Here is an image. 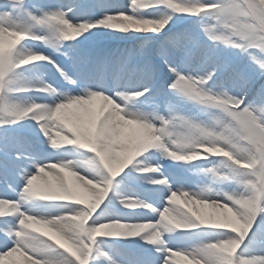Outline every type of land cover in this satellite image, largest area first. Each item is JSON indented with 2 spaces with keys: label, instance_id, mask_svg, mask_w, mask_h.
Returning a JSON list of instances; mask_svg holds the SVG:
<instances>
[{
  "label": "snow or ice",
  "instance_id": "obj_1",
  "mask_svg": "<svg viewBox=\"0 0 264 264\" xmlns=\"http://www.w3.org/2000/svg\"><path fill=\"white\" fill-rule=\"evenodd\" d=\"M111 7L114 9L113 11L105 12L102 17L95 21H81L79 27L68 25L67 31L56 27L51 35L46 37V40L40 41L59 49L58 44L61 39L77 37L85 30L97 25L120 31L135 29L141 32H158L167 26L173 13L199 15L211 11L216 23L202 26L207 38L210 41L222 42L224 45H230L246 53L247 66L238 67L232 64L227 57H221L214 44L211 47L204 45L198 40L186 38L181 32L168 37L167 44L161 45L156 51L159 62L172 74V80L168 84L169 89L200 104L219 109L229 120L235 122L236 128L225 126L229 127L232 134H238L237 128L244 133L242 139L251 145V150L247 151L246 159L242 160L240 164H236L234 163L236 158L234 153L233 159H229L228 155L222 154L226 158L222 162V167L226 169V172L218 174L221 178L238 181L243 185V191L224 193V199L221 200L204 198V192L208 189L202 190L199 194L170 189L169 195L165 198L166 204L158 210V218L155 221L126 222L114 219L90 224L89 218L93 216L98 205L108 193L112 177L121 172V166L114 163L105 165L101 162V157L108 159L112 155L114 143L123 141L128 137L138 136V129L134 125H138L139 129L143 130L146 141H159L161 138L167 137L168 126L175 120H183L189 128H196L204 135L222 136L227 139L223 130L217 132L214 127L195 123L176 113H170L165 117L156 113L149 115L139 112H130L125 115L121 111L117 116L123 117V119H105L101 117L99 120L96 138L99 141L101 155H95L97 159L89 162L90 167L96 171V176L88 178L99 189L103 190L95 204L89 205L88 201L73 189L74 180L72 178L75 179V177L72 172L74 170H70L71 166L65 167L63 161L35 165V172L22 170L19 173L23 176L25 182L17 193V198H0V249H2L0 250V261L13 253H20L27 256L30 264H90V260H98L100 257H104L106 264H122V262L113 259L108 253L102 252L99 247L95 248V256H93L94 244L99 235V237H140L146 243L155 246V251L163 253L160 264H170V255L191 257L192 264H264V255H239L236 251L241 239L245 237L253 225L257 214H264V115H261V113H264V42L257 40L248 46H236L234 43H229L224 31H221V29L226 31L231 28V24L224 25L225 20L235 19L238 16L247 15L249 12L257 18H264V4L260 0H212L211 3H203L200 0H182L181 3H169V0H129L128 8L130 12H126L118 4ZM150 7L155 8L157 11L151 17H148L141 10ZM205 9L207 11H202ZM121 18L136 21V24L123 23ZM67 20L69 19L66 18L65 12L59 9L42 11L40 15H35L30 10L26 0H3L0 3V33H3L4 36L11 33L21 34V38L10 41L7 50L5 48L0 50V126L12 125L31 114L32 118L39 123V127L50 141V144L56 146L61 144L49 134L48 125L41 120V114H46L50 120H57L62 115L66 117L67 114H62V109L77 102L92 103L100 96L99 91L86 90L79 97L67 96L53 106L31 101L19 102L13 99L11 94L27 91L30 88L49 93L56 91L48 83L46 87L33 86L30 81L22 78L21 74L16 71L19 66L30 62L46 60L53 64L64 80L75 83L72 76L50 57L47 59H31L30 57L36 51L31 49L17 50V45L24 40L23 38L34 39V36L38 35L32 31L34 26L52 28L54 25H59ZM152 24L160 27L155 30L141 27V25L150 26ZM134 56H138L139 60L132 63L129 68L128 65ZM196 57H199L201 64L211 62L212 67L203 72L192 73L187 71L191 61ZM24 58H29L27 63L21 62ZM123 64L128 71L137 75L139 81L147 85L140 90L120 92V99L128 103L133 97H139L144 92L150 91L156 77L157 69L151 58L148 42L142 43L138 51L129 50L125 54ZM218 72H225L228 75L231 81L230 88L233 91H229L228 88L224 87L219 91H212L210 88L205 87L207 82L212 80ZM39 81L44 83L43 80ZM37 104L40 105L39 108L36 107ZM33 109H36V111H33ZM153 120L159 121V126L153 123ZM92 121L93 126L97 127L95 115L92 116ZM153 132L158 133V135H150ZM65 142L66 140L63 141V144H66ZM187 142V140H182L176 143ZM86 147L94 148L91 144H87ZM221 147H223L222 144L217 146L215 141H210L207 150L204 147L197 149L200 154L195 158L185 154L175 146H169L168 143L166 146L165 142L155 145L145 143L140 151L144 152L145 148H156L162 150L174 160L192 161L201 157L206 158L209 153H220ZM7 148L8 140L5 137L3 143L0 144V167H7L6 162L9 156ZM20 155L13 153V156L17 159ZM157 168L158 166L156 168L144 167L142 171H152ZM206 171L217 174L215 168ZM38 179L41 181L42 186L40 187L34 185V181ZM3 182L8 188H12V185L7 184L6 180ZM151 182L164 184L166 178ZM178 196L185 198L184 203L191 207H188L186 211L182 208H171V203L177 202ZM33 198L75 202L81 207L66 214L46 218L41 215L30 214L22 208L24 201ZM193 201H215V203H201V206L208 205L213 209L224 210L222 219H204L205 216L201 206L194 208ZM120 203L130 209L137 207L153 208L151 204L132 197L121 198ZM232 215L244 225L242 236L240 229L226 219V217ZM8 217H15V224L10 223ZM65 220H71L74 223V232L54 226L62 224ZM41 223L50 225L54 231L62 233L71 242L66 251L62 250L64 249L63 244L57 247L55 244L29 231V229ZM109 224H112L113 227L109 228ZM197 225L228 230L237 234L238 238L229 236L225 239L200 244L191 250L166 247L162 239V232L173 229H193ZM57 249L59 251H56ZM68 253H71V255ZM131 264H147V261L137 258L133 259Z\"/></svg>",
  "mask_w": 264,
  "mask_h": 264
},
{
  "label": "rangeland",
  "instance_id": "obj_2",
  "mask_svg": "<svg viewBox=\"0 0 264 264\" xmlns=\"http://www.w3.org/2000/svg\"><path fill=\"white\" fill-rule=\"evenodd\" d=\"M2 2L3 0H0V3ZM121 2L126 3L128 7L129 0H121ZM172 2L181 3L182 0H169V3ZM200 2L211 3L212 0H200ZM260 2L264 3V0H260ZM26 3L28 4L30 10L36 14L31 6L34 3H37L40 5V8H42V5L46 6L55 2L54 0H26ZM70 4H74V2H71ZM103 11L107 12L108 9ZM141 11L146 13L148 17H151L157 10L150 7L147 9H142ZM203 11H207V9ZM126 12H130V9L128 8V11ZM199 15L194 13H173L172 19L163 30L158 32L148 31V36L136 38V42L134 43L135 47L132 50L138 51L139 46L147 41L149 51L152 49L154 58L159 61V58L156 56V51L161 45L167 44L168 37L177 32H181L185 36H188V31L191 30L193 35L191 39L198 40L202 44L208 45L210 47L214 44L216 51L221 57H227L229 60L238 59L241 63L239 67H246L248 64L246 53H243L239 49H236L230 45H224L222 42L210 41L203 32L202 26L204 24L216 23L215 17L211 14V11L205 13L203 12L201 16L197 18ZM187 17L196 21L187 26L185 25V23H187ZM98 18L100 17H96L95 20ZM121 22L132 23L133 25L136 24V21H131L126 18H121ZM174 22L181 23H176L177 25L175 26L177 27H175L171 24ZM141 27L155 30L160 26L152 24L150 26L141 25ZM32 31L37 34H41L42 32L47 31V29L41 26H34ZM136 32L137 31L135 29L120 31L111 29L107 26L97 25L91 29L85 30L79 36L70 40L61 39L58 44L59 51H55L52 46L45 44L43 41L34 39H31L33 41L30 43V47L31 49H37V52H41L45 56L50 57L53 61H56L57 65L65 69L62 64L64 63L67 67H69V60L71 59V57H69V51L65 47L66 44H74L78 47L86 49L87 51L95 48H103L101 52V56L103 58V53L111 49L110 45L114 40L113 37H119L121 39L119 47L123 49L126 46L128 37ZM12 39V33L9 35L6 34L5 36L3 33H0V50H3L4 48L7 50ZM23 39L24 40H22L20 44L17 45V50H21L23 48L24 41H27L28 38L25 37ZM63 41L66 42L65 45H63ZM138 60L139 57L134 56L131 64L136 63ZM160 65L162 66L163 64ZM210 67H212L211 62H208L207 64H201L199 57H196L191 61L187 71L192 73L203 72ZM164 68L166 79L164 80L163 86L160 89V93L164 99V103L162 105L163 110L160 112L161 116L167 117L170 113H176L195 123L211 127L214 125V121L218 116L222 117L224 115L219 109L200 104L174 90L169 89L168 84L172 80V74L166 67ZM16 71L20 73L22 78L27 81L43 80L48 84H51L53 88L57 84V82H55V78L57 79L58 71L54 66L47 68V70L42 69V72H39L33 68L28 70L16 69ZM223 73L224 72H218L212 80L207 82L205 87L210 88L212 91H219L222 87L228 88L229 91H233L230 88V79H227ZM114 91L122 92L125 90L114 89ZM11 95L13 99L19 102L31 101L37 103L41 99L39 96L35 97L30 93L24 92ZM47 96L54 104L63 98L56 91L54 93L48 92ZM114 98L118 103H122L125 106L131 105L132 103H125L120 99V97L115 95ZM133 98L136 99V97ZM73 106L74 105L72 104L70 106H66L63 109L65 114H67L65 117L66 121L60 118L57 120H50L46 114H41L45 118L44 121L48 125L49 134L55 137L61 144L56 147H53L50 144L48 138L43 140L40 137L43 132L39 127V124L35 123L36 121L32 118L31 114L12 125L0 126V144H2L4 138L7 137V151L9 153L8 160L6 162L7 167H0V198H17V193L25 182L23 176L19 174L22 171L20 165L26 166L30 162L31 164L37 163V165H40L43 162L45 164H49L60 161H71L74 171L86 176L87 178H91L90 176H96V171L87 163V161L91 159H97L94 153L87 149L81 148L79 145L63 144V141L68 139V136L65 134V132H71L76 136L77 139L87 140L94 148L99 145V141L96 138L98 124L96 123L97 127H94L93 124L88 123L84 112H78V114L75 113V111L81 110L83 108H74ZM33 111H36V109H33ZM152 122L159 126V121L153 120ZM134 127L138 129V136L128 137L123 141L114 143L112 155L108 158V162L110 164L114 163L115 165L121 166V172L115 177H112V183L109 186V191L105 195V197H109L110 201H101L99 204L100 207L105 203V205H109L108 208L116 210L121 214L130 215L132 214L131 211H133V214L130 216L134 217V214L136 213L139 214V216L141 215V219L138 221H155L158 218V210L161 209V207H157L155 209L157 211H150L152 212L151 216L149 213H146L147 211L151 210L150 208L137 207L130 209L122 206L120 199L124 197L134 198L135 196H141L143 194H146L150 197L157 194L166 198L169 195L170 189L184 190L198 194L201 193L202 190L208 189L206 192H204V198L223 200L224 193L243 191V185H241L238 181L228 178H221L218 175L221 172H226V169L222 167V162H224L226 158L223 157L222 154L209 153L206 158L201 157V160L198 163H195V160L198 158L192 161L174 160L173 158L168 157L162 150L156 148H145V151L141 152L140 149L145 143H151L155 145L165 142L167 146V137H163L159 141H146L144 139L143 130L139 129L138 125H134ZM258 131L260 130L258 129ZM37 135L38 142L41 146L40 148L33 144V142H35V137L33 136ZM150 135H158V133L153 132ZM15 139L25 141L29 140L30 143L22 141L20 146H16L17 142ZM245 143L247 142L245 141ZM23 145L25 146L23 147ZM13 153L21 155L15 160ZM143 158L145 159V163L140 161ZM13 161L20 165L15 166ZM125 161H127V163H125ZM156 166H158L156 170L142 171L144 167L156 168ZM123 167L125 168L123 169ZM210 168H215L217 170V174L206 171ZM161 178H166V183L160 184L151 182ZM72 179L74 180L73 189L76 191L78 188H80L81 191L84 186H88V184H84L76 178ZM5 180L7 181V184L12 185L11 189L8 188L3 182ZM34 185L38 187L42 186L41 181H34ZM151 186L154 189H152ZM91 188L92 190L87 194L89 196L87 198H85L83 193L77 191L81 197L88 201L89 205L96 203L98 197L103 191L99 188ZM4 190H11V192L10 194H5L3 193ZM91 197H96V199H91ZM177 199V202L173 203L171 208H182L186 211L188 207H191L190 205H186L184 203L185 198L178 196ZM142 201H145V203L151 204L153 206L152 200L149 197H144V200L142 198ZM165 204L166 203L162 204V208L165 206ZM79 207L81 206L75 202H58L55 200L49 201L36 198L26 200L22 204V208L30 214L41 215L46 218L66 214L72 210L78 209ZM201 208L205 218L211 217L213 220L222 219L224 210L213 209L208 205L201 206ZM91 218H89L90 224L94 222H103L104 220V218H101L97 221H93ZM7 219L10 223L15 224V217H8ZM129 222L136 221L131 220ZM29 231L33 232L35 235L41 236L43 239L48 240L57 247H60V245L63 244L64 249L62 250L65 251L71 244V242L67 240L62 233L54 231L50 225L41 223L29 229ZM229 236L238 238L237 234L231 233L228 230L206 225H197V227L193 229H173L171 231L162 232V239L165 242L166 247L186 250H191L200 244L214 242L218 239H225ZM170 238H173L172 243L168 242ZM96 247H99L102 252L108 253L116 261L122 262V264H131L132 260L137 258L147 261V264H160L163 256V253L155 251V246L146 243L140 237H99L98 235L93 248V256H95ZM56 251H59V249ZM236 251L239 255H264V216L262 213L257 214L253 225L250 227L249 232L246 233L245 237L241 239V243ZM68 254L71 255V253ZM0 264H30V261L25 255L13 253L11 256L5 257L3 261H0ZM90 264H106V262L104 257H100L98 260H90ZM170 264H192V258L170 255Z\"/></svg>",
  "mask_w": 264,
  "mask_h": 264
},
{
  "label": "clouds",
  "instance_id": "obj_3",
  "mask_svg": "<svg viewBox=\"0 0 264 264\" xmlns=\"http://www.w3.org/2000/svg\"><path fill=\"white\" fill-rule=\"evenodd\" d=\"M264 4V3H262ZM81 22L73 23L70 20L63 21L59 25H54L52 28H46L47 31L42 32L41 34L35 35V40H46V37H49L52 33V31L56 27L62 28L64 31H67L68 25H72L75 27H79ZM224 25L227 26L231 24V28L226 30L221 29V31H224L225 35L228 38L229 43H234L236 46H248L250 43L259 40L260 42H264V18H257L255 15H253L251 12H249L247 15H241L236 17L235 19H229L225 20ZM12 40H16L18 38H21V34L18 33H12ZM74 37H65V40H70ZM55 51H59V49L54 48ZM23 51V50H22ZM31 59H47L48 57L45 56L41 52H34ZM29 58L22 59L21 62L27 63ZM33 86H39V87H46L47 82L44 81V83H41L40 81H37L36 84H33ZM121 91H114L113 95L119 97V93ZM99 95L103 97L106 104H108V110L104 114L105 119H122V117H118L117 114L121 111L125 113V115L129 114L131 111L125 112V109L121 106L120 103H118L115 99L112 98V96L106 94L103 91H99ZM74 97H79L81 95H73ZM63 102V101H61ZM37 108L40 107L39 104L36 105ZM150 113L149 115H151ZM224 114V113H223ZM261 115H264V113H261ZM219 122V123H217ZM44 123H46L44 121ZM230 128H236V124L234 121L229 120L226 115L224 114L222 117H217L214 121V125L211 127H214L217 132H220L223 130L224 136H227V139H224L222 136H208L202 134L198 129L196 128H189L183 120H175L173 121L169 126L167 130V143L169 146H175L179 150L183 151L187 155L193 156L195 158L200 153L197 151L198 148L204 147L205 150H207V146L210 141H215L216 145L219 146L220 144L223 145V147L220 148V154H225L229 156V159H233V153L235 154L234 163L240 164L242 160L246 159L247 151L251 150V145L245 143V140L242 139L244 136L243 132H240L237 128L238 134H232L229 131ZM65 134L68 136V139L66 140V144L71 145H79L83 149H87L92 153H95L96 156H100V147L97 145L95 148H88L86 147L89 142L85 139H77L76 136L71 132H65ZM187 140V143H176L177 141ZM53 147H56V145H52ZM237 146H244V147H237ZM94 159H91L87 161L89 164L90 161ZM101 162L107 165L108 159L101 157ZM63 164L65 167H70V170L73 169V165L71 161H63ZM72 175L81 181L84 184H90L91 181L84 175H81L80 173L73 171ZM193 207H200L201 203H215V201H204V202H196L193 201ZM206 220H211V217L204 218ZM230 223L238 227L241 231V236L244 231V225H242L239 220L234 216L226 217ZM58 228H63L68 230L69 232L75 231V225L71 220H65L62 222V224L54 225ZM109 228L113 227L112 224L108 225ZM39 239V237H37Z\"/></svg>",
  "mask_w": 264,
  "mask_h": 264
},
{
  "label": "bare ground",
  "instance_id": "obj_4",
  "mask_svg": "<svg viewBox=\"0 0 264 264\" xmlns=\"http://www.w3.org/2000/svg\"><path fill=\"white\" fill-rule=\"evenodd\" d=\"M106 0H63V2H75L76 4L74 6H72L70 8V12L72 11V16L75 17L76 15L78 16L79 13H81L82 11H85L86 9H88V7L92 4V3H96V2H104ZM72 5V4H70ZM143 36H148V33L147 32H141V31H137L136 33L132 34L131 36L128 37L127 39V42H126V46L121 49L119 47L120 43H121V39L119 37L115 38L113 37V41L111 43V49L104 54L106 60L108 59L109 62H108V68L113 71V68H112V65H114L118 60H119V57L124 54V56L122 57L121 61H120V68L122 69L121 71V74H119L117 71H116V78H117V83L120 84V85H124V84H129V85H137V84H140L142 85V87H146L141 81H139L137 75L131 71H128L124 64H123V60H124V57H125V54L133 47H135L134 43L136 42V38L138 37H143ZM33 40H29L27 39V41H24V45H23V49H31L30 47V43L32 42ZM115 47H117V50L115 51ZM67 48L70 50L71 52V56L70 57H73V62H74V67H75V70L73 71V74H76L78 75V77L80 76V68H79V64L81 61L84 60H92L90 63L91 64H95V60L93 61V59H96L98 60L99 57H100V54H102V49L103 48H95V49H91L89 51H87L86 49L84 48H81V47H78L76 45H68ZM31 50H37V49H31ZM152 58V57H151ZM58 59V57H57ZM153 60V63L154 65L156 66V62L154 61V58H152ZM50 67V63L48 61H37V62H30L29 64H26V65H22V66H19L17 69H35L39 72H42V69L44 70L45 68H49ZM128 67L130 68L131 66L128 65ZM65 68H66V65H65ZM156 69H157V73H156V77L151 85V89L152 90L153 88L157 87V85L160 83V77L162 75V71L157 68L156 66ZM67 71H69V69L66 68ZM120 78V80H119ZM32 84H36L37 81H30ZM63 87L62 89H59V92L60 93H65L66 90L65 88H67V84L65 83V81L61 82ZM101 85V84H99ZM111 90V86L110 84H108V88L105 90V92H109ZM78 91H82L80 89H78ZM25 93H30L32 94L33 96L37 97V96H40L41 99L37 102L39 104H42V105H47V106H53L54 103L51 102V100L49 99V97L46 95L48 92H45V91H39V90H36L35 88H30L29 90L27 91H23ZM12 94H17L16 93H12ZM143 96V95H142ZM105 102L103 98L101 97H98L97 100H95L94 102L92 103H89L87 105H84V106H79V105H74L73 107L74 108H80L82 107L83 109L81 110H77L75 111L76 114H78V112H84L85 116L87 117V121L88 123H91L93 124V121H92V116L95 115L96 117V123L99 124V120L101 117H104V114L105 112L107 111V104L103 103ZM150 105H152V107L154 106H157L158 105V101L157 99L153 100L152 102H150ZM97 107L101 108L98 109ZM62 114H65V111L62 109L61 110ZM41 120L44 121V117L41 115ZM60 119H63L66 121V118L64 115H62L60 117ZM36 121V120H35ZM37 124H39L37 121L35 122ZM35 137L34 140L35 142H33L34 145H36L38 148H40V143L38 142V135L37 136H33ZM43 140L46 139L47 137L42 134L40 136ZM15 141L17 142V145L16 146H20L22 144V141L23 142H27V143H30L29 140L28 141H25V140H18V139H15ZM25 145H23L24 147ZM30 152V150H29ZM17 158L15 157V160ZM141 162L145 163V159H141L140 160ZM14 162V161H13ZM45 163L43 162L42 164L40 165H44ZM14 165L15 166H19L20 164L14 162ZM35 165H37V163H28L26 166H21V170L23 171H27V172H35ZM157 174V173H156ZM19 176V175H17ZM22 176V175H21ZM20 177V176H19ZM91 178H93V176H90ZM37 182H40V180L38 179ZM91 187H95V188H98L95 184H93L92 182L90 184H88V186H84L83 189H81L80 191V188H78L77 191H80V193H83L85 195V198L89 197L87 194L92 190ZM11 192V190H9ZM99 191V190H98ZM97 191V192H98ZM10 192H4L5 194H10ZM106 198V199H105ZM102 202H109V197H105ZM135 199H138L140 201H142V197H139V196H136L134 197ZM91 199H96V197H91ZM153 202H154V206L152 209H156L157 207H161L162 208V204L166 203V199L164 198V196H161V195H153V198H152ZM178 200V199H177ZM181 200V199H180ZM58 202H67V201H58ZM144 202V201H142ZM171 203V202H170ZM95 204V203H94ZM171 206H173V203H171ZM109 205H105V203L100 207V205H98L97 209L95 210L91 220L93 221H97L101 218H104L103 221H106V220H114V219H118V220H121V221H126V222H129L131 220H134V221H138L137 219L139 218L138 216L136 218H131V217H128L130 215H123V214H120L119 212H117L116 210H113L111 208H108ZM149 215L152 213V212H148ZM169 243H172L173 242V238H170L168 240Z\"/></svg>",
  "mask_w": 264,
  "mask_h": 264
}]
</instances>
